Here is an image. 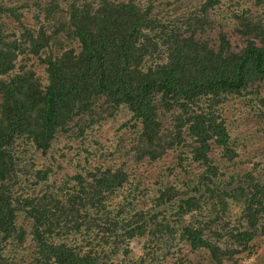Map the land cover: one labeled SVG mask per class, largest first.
<instances>
[{
    "label": "trees",
    "instance_id": "obj_1",
    "mask_svg": "<svg viewBox=\"0 0 264 264\" xmlns=\"http://www.w3.org/2000/svg\"><path fill=\"white\" fill-rule=\"evenodd\" d=\"M70 1L68 23H63L68 9L59 0H49L45 8L33 1L37 19L45 14L62 23L52 33L21 21L20 9L31 2L0 4V264H23L27 236L36 244L32 264H113L119 254L129 255L131 241L149 233L150 226L144 214L126 217L122 203L116 209L112 203L132 182L129 164L138 169L169 151L178 152L167 170L170 175L177 166L199 171L182 181L179 190L174 180L159 182L153 191L154 202L180 219L181 240L193 251L207 253L213 264H223L226 254L248 251L257 238L264 240V180L256 176L262 168L252 160L253 152L248 158L233 148L228 129L231 104L264 82V26L254 29L260 46L249 42L236 52L223 40L214 48L209 40L195 39L212 27L207 13L220 0H206L187 17L176 18L173 25L186 20L192 30L185 39L165 22L164 11L154 14L161 0H147L143 8L134 0H101L96 9L90 2ZM5 13L21 21L18 32L6 31ZM67 38H78V53L46 52ZM23 51L31 56L28 60L19 59ZM157 57L160 61L154 62ZM30 61L46 65L44 86ZM122 107L142 123V130L135 140L121 135L125 144L118 142L124 146L116 169L95 168L49 182L55 175L51 168L38 167L26 155L32 148L45 154L59 135L74 127L84 132L115 118ZM161 109L169 115L166 126L159 120ZM215 149L221 150L218 159L211 156ZM242 156L246 159L241 161ZM235 163L242 170L228 176L226 169ZM242 196L248 198L243 216L226 222L227 199ZM209 200L216 201L211 209L215 216L204 222ZM134 201L128 206L133 208ZM186 214L196 220H184ZM20 217L29 221L27 231L18 225Z\"/></svg>",
    "mask_w": 264,
    "mask_h": 264
},
{
    "label": "rangeland",
    "instance_id": "obj_2",
    "mask_svg": "<svg viewBox=\"0 0 264 264\" xmlns=\"http://www.w3.org/2000/svg\"><path fill=\"white\" fill-rule=\"evenodd\" d=\"M20 1L31 2V7L20 9V12H23L21 21L28 28L43 27L52 33L55 26L60 28L62 25V23L47 20L45 14H40L37 19L34 14L37 11L33 3L34 0H0V4L15 5ZM59 1L64 10H67L71 5L70 0ZM100 1L81 0L79 4L90 2L95 4L92 7L97 8V3ZM134 1L141 5L142 8L148 4L147 0ZM166 2L170 3L167 7L164 6ZM38 3L45 8L49 0H40ZM204 3H206V0H161L156 3L154 14H156L155 12L164 11L165 22L170 23V27H175L177 34L182 39H185L192 34V30L188 29L187 21L184 19L186 22L180 21L173 25L174 21L176 18H181L182 15L187 17L190 12L200 8ZM68 11L69 9L63 13V18L65 19L63 23L69 22ZM63 18L60 17V19ZM2 19L7 24V32L12 33L13 29L18 32L21 21H18L15 16L5 13ZM207 19L212 24V27L206 26L202 33L197 30L199 33H196L195 39L209 40V47L213 46L216 48L214 45L221 44L222 40L229 43L232 50L236 52L244 50L249 42H255L260 46L257 39L258 34L254 29L255 26H264V0L259 4L257 0H220L219 5L213 10H209ZM58 35L59 33L56 36ZM56 44L57 46L54 45L52 49L49 48L46 52H53L54 56H59L67 50H74L76 53L80 50L78 38L70 40L67 38L64 42L58 40ZM161 52L162 49L160 54ZM30 57L27 51H23L19 55L20 60L22 58L28 60ZM159 61L158 57L154 60V62ZM29 65H32L44 86L47 83L46 65L38 64L34 61H30ZM145 66L150 67L151 62L146 63ZM145 66L142 68L143 71H147ZM231 107L234 110L230 121H228V129L232 137V146L238 153L248 158H251L248 153L253 152L252 160L259 163L262 168L257 172L259 176L257 174L256 176L264 180V82L250 87L246 91V95L240 101L231 104ZM158 115L160 122L165 126L168 125L169 115L164 113L162 109L159 110ZM131 116L132 113L127 108L122 107L115 118L102 121L99 125L86 129L84 132L80 131V127H74L69 132L59 135L52 142L51 150L45 154L32 148L29 149L26 155L34 157V162L38 167L42 169L51 168L52 173H55V175H51L49 182L56 181L58 183L65 174L73 176L84 175L95 168L116 169V157L119 151L122 152L123 144H125L121 135L127 141L135 140L142 130V123L138 120H132ZM121 126L122 130L117 132V128ZM119 141L123 143L120 147ZM220 151V149H215L211 156L216 159L220 158ZM177 153L169 151L161 160L154 163L145 162L138 169H134V164L128 165L132 182L119 192L118 196L120 198H114L111 207L116 209L122 203V206L126 208L124 216L129 218H133L137 213L144 214L146 216L145 222L150 226V231L146 235L132 240L129 246L130 254H119L113 264H213L211 257L207 253L193 251L190 243L186 240H181L183 233L178 223L180 221L178 216H175L169 210L164 211L165 206L158 204V202L156 204L153 199V191L158 188L159 182L172 183L175 180L176 183L174 185L178 186L177 190H179L182 188V181L188 182L189 178L192 179L199 172L196 167L193 168L191 166L183 170L177 166L173 174L170 175L167 170L170 169L172 163L177 162L175 159ZM182 154L185 157L189 156L185 153ZM243 156L242 159L240 157L241 161L246 159ZM240 160L238 159L237 161ZM57 164L61 166V169L58 170ZM219 164L225 167V164L220 160ZM241 167H243L241 163H235L232 168L226 169V173L228 176H232L239 173L242 170ZM252 190L250 187V191L246 195L251 194ZM245 196L240 199L236 197L227 199L229 217L226 218V222H229V220L230 222H235L236 218L241 219L243 216L242 209L245 207L247 199L252 197L249 195L246 198ZM133 198L135 201L133 208H131L128 204ZM262 200L264 201V198ZM215 202L209 200L206 204L208 210L203 212L202 221L207 222L214 218L215 215L211 213V209ZM167 208L169 209V207ZM183 219L190 222L196 220L190 217L189 214L183 216ZM28 222V220H23V217H20L18 225L26 230V228L28 229ZM151 232L154 234H151ZM70 237L79 238L77 234H73ZM65 241L74 244L70 238L65 239ZM22 245L24 246L21 250V255L24 258L23 264H32L36 244L31 236H27L26 241ZM98 245L99 243H96V246ZM222 248H225V246ZM223 257V264H264V240L257 238L251 243L248 251L237 255L229 253Z\"/></svg>",
    "mask_w": 264,
    "mask_h": 264
}]
</instances>
